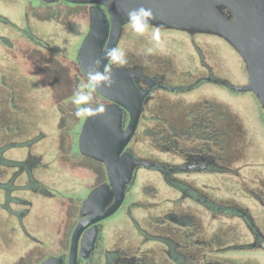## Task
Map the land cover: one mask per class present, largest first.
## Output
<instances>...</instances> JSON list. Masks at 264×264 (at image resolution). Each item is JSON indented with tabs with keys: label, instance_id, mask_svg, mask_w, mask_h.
I'll return each instance as SVG.
<instances>
[{
	"label": "rangeland",
	"instance_id": "obj_1",
	"mask_svg": "<svg viewBox=\"0 0 264 264\" xmlns=\"http://www.w3.org/2000/svg\"><path fill=\"white\" fill-rule=\"evenodd\" d=\"M39 4V0H0V15L19 27L26 28L29 21L30 31L35 36L33 42L12 26L0 23V38L2 36L11 43L9 46L0 39V113L19 128L13 129V141L19 147L10 149L6 156L25 161L30 151L39 161L33 168L37 186H47L52 192L50 197L32 190L20 194L21 198L32 203L23 224L32 236L43 242L44 250L55 252L64 247L67 234L76 225L82 200L93 187L107 181V175L101 163L78 152V134L84 119L76 117L77 105L73 103V97L76 77L80 88L86 81L83 75H78L76 57L88 31L87 11L82 6L63 3L44 8ZM151 33L147 30L143 36L135 35L128 26L118 49L139 57L165 58L177 72L195 70L197 74L205 71L200 55L190 48L188 41H179L180 34L160 33V44L154 45L150 40ZM196 40L215 77L236 84L245 82L244 65L236 53L213 38L200 36ZM149 47L153 48L151 53L146 51ZM3 79L10 86L3 85ZM11 86L13 90L9 88ZM11 91L17 95L16 107L9 101ZM165 98L169 100V110L178 107L180 98L185 106L194 104L192 109L198 108L197 104L205 100L222 105V110H227L228 115L242 125L244 143L240 149L235 145L229 152L239 158L230 166L239 170L240 175L229 171L228 174L180 178L195 188L204 189L202 192L212 200L229 207L248 209L255 225L264 234V125L254 99L248 94L233 95L208 82L182 97L167 93ZM3 99L8 103L2 102ZM143 128L157 131V123L151 119L142 123L138 142L133 145L135 152L145 157L156 155L167 159V155L156 152L153 136L141 139ZM4 134L10 132L5 131ZM29 141H33L30 147L27 146ZM25 182L22 177L20 184ZM177 196L158 173L141 170L129 199L147 206L133 208L132 216L151 233L153 220L176 206L167 199H176ZM0 203L3 204L2 199ZM188 206L202 238L209 237L212 242L219 239L224 246L252 242L253 236L241 218L205 212L202 207L186 202L184 208ZM15 209L21 210L22 205L15 206ZM127 225L132 228H127ZM105 226L107 241L114 242L119 236H125L133 243L142 242L141 245L147 249L157 246L155 242L144 244L140 233L133 227L132 219L124 213L107 221ZM166 235L172 237L169 232ZM177 238L184 239L182 234L176 233ZM36 250L43 248L25 236L15 216H10L0 207V264H34L39 259ZM207 258L211 261L227 259L233 264H264V250H234L223 254L210 251Z\"/></svg>",
	"mask_w": 264,
	"mask_h": 264
},
{
	"label": "flooded vegetation",
	"instance_id": "obj_2",
	"mask_svg": "<svg viewBox=\"0 0 264 264\" xmlns=\"http://www.w3.org/2000/svg\"><path fill=\"white\" fill-rule=\"evenodd\" d=\"M39 3L40 8L62 3L67 6L84 7L88 15L87 24L89 30L91 5L71 4L65 1L47 4L40 0ZM27 9L29 11V4ZM28 13L29 12H27L26 15L29 18ZM0 23L12 26L17 31L27 35L29 40L35 42V36L32 35L30 31L29 21L27 22L26 28L19 27L5 16L0 15ZM126 27H128V25L124 27L122 38L125 34ZM155 28L157 27H150L148 30L153 32ZM159 30L160 33L167 32L180 34V42L188 41L190 48L200 55V62L205 71H197V74L195 70L177 72L172 68V64L165 58L155 60L148 55L139 57L132 53L126 54L127 63L124 66H118L110 63L112 66L122 67L134 71L138 75L136 83L143 89L150 88V98L144 104L136 134L127 147V150L130 153L145 161L148 165L141 166L136 171L134 182L128 188L125 200L119 210L111 217L97 223L98 234L94 243V248L87 253V250L83 249L80 239L77 250V264H233V262L231 263L227 259L223 261L208 260L207 252L214 251L223 254L234 250H264V234L255 225L248 209L235 206L229 207L222 204V202L212 200L202 192L204 189L201 188V190L195 188L190 185L189 182L180 178V176L199 174H228L229 171V173L237 176L240 175L239 170H233L231 168L232 166H230L233 162L239 159L238 156L230 154V151L235 145L240 146V149L241 144L244 143L245 132L242 125L239 122H235L234 118L228 115L227 110L223 111L222 105L218 106L216 104H211L205 100L197 104L199 105L198 108L192 109L194 104L185 106L183 105L184 103H181L182 98H180L177 102L178 107L175 106L174 109L169 110V100L165 98V94L167 93L182 97L183 95L191 93L208 82L221 89L229 91L233 95H250L256 102L260 121L264 125V109L257 97L250 91H241L237 89L248 84V73L245 63L234 48L225 39L219 36L204 33L191 34L171 29L159 28ZM200 36L213 38L221 43L222 46L230 48L237 54L240 61L244 65V83L236 84L225 78L214 76L211 67L205 63L202 51L197 44L196 39ZM122 38L120 39L119 44ZM0 39L2 42L11 46V43H9V40L6 38L1 36ZM191 58L192 56L189 55L190 60H192ZM77 67L78 75H83L84 78H86L79 68L78 62ZM1 83L5 86H10L5 79H3ZM77 83L78 78L76 77L75 89L79 87ZM84 83L82 84V87ZM9 88L13 90L12 86ZM3 89L6 90L4 87ZM91 94L97 103L106 102L102 97L95 93L94 90H92ZM8 95L10 98L9 101H11L12 105L16 107V92L11 91ZM1 101L8 103L7 99H3ZM180 106H182V108H179ZM6 112L7 114L9 113L8 111ZM6 117V115L0 113V199H2L3 202V204L0 203V207L9 213L10 216H15L20 222L25 236L34 243H37L40 248H43V250H36L38 252L39 259L34 262V264H40L50 257H58L62 260V264H69L72 234L81 219L80 209L82 203L95 187L107 181L93 187L87 194L86 198L82 200L78 212V221L70 234H67L64 240V247L61 250H56L55 252H52V250H44L46 246L43 245V242L32 236L23 224L24 218L30 213L32 203L25 198H21L20 194H26L25 192L32 190L36 193H41L43 196L50 197L52 196V192L47 186H37V181L35 180V176L33 174V168L36 167L39 161L31 155L30 151L28 152V156L25 161H20L16 158H9L6 156V153L10 151V149L19 147V144L13 141L15 138L13 129L19 128L14 123L6 120ZM127 117H129V115H127ZM148 119L157 123V131L143 128L141 131V139L143 137L153 136L157 147L156 152L160 155H167V159L156 155H153L152 157L141 156L134 150L133 145L138 142L141 125ZM126 122H128V119ZM5 131L10 132V134H4ZM31 142L33 141L27 142L28 147L31 146ZM238 153L241 154L242 149ZM102 165L104 166V164ZM144 169L158 173L165 185L178 194L176 199H167V201L171 202V205L176 206L172 209L164 211L159 218L153 220L151 225L154 228L150 226L153 233L143 229L141 224L132 216L133 208L144 207L147 205L137 203L135 200L131 201L129 199V194L134 188L139 171ZM22 177L26 180L24 185L20 184V179ZM253 194L254 197H258L257 194ZM186 202H189L194 206L202 207L205 212H214L219 215L222 214L241 218L246 228L253 236L252 242L224 246V242L219 239L212 242L211 239H208L209 237L207 239L202 238L199 235V230L196 229V221L194 216L191 215V208L189 206L184 208V204ZM19 205H22V209L16 210L15 206ZM122 213H124L126 217H130L132 219L133 227L140 233L144 244L155 242L157 244L156 248L147 249L141 245L142 242L139 244L133 243L125 236H119V238L114 242L107 241L105 236L106 222ZM127 228L131 229L132 226L129 227L127 225ZM167 232L171 233L172 237L171 235H166ZM176 233L177 235L182 234L184 239H175ZM164 253L166 255L165 258Z\"/></svg>",
	"mask_w": 264,
	"mask_h": 264
},
{
	"label": "water",
	"instance_id": "obj_3",
	"mask_svg": "<svg viewBox=\"0 0 264 264\" xmlns=\"http://www.w3.org/2000/svg\"><path fill=\"white\" fill-rule=\"evenodd\" d=\"M40 1L91 5L90 27L77 55L78 66L86 78L89 65L103 58L108 49H117L127 25L125 12L143 6L154 14L150 27L212 34L225 39L242 57L248 73V84L237 89L254 93L264 109V0ZM105 66L113 74L115 83L108 89L93 90L106 101L102 104L107 108V115L84 120L78 136V151L104 164L108 180L95 187L82 203L81 219L72 234L69 264H77L80 239L87 253L94 248L97 223L119 210L136 171L148 165L127 147L136 134L144 104L150 98V88L143 89L136 83L138 75L134 71L112 66L107 60L100 65L101 69ZM40 264H62V260L50 257Z\"/></svg>",
	"mask_w": 264,
	"mask_h": 264
},
{
	"label": "clouds",
	"instance_id": "obj_4",
	"mask_svg": "<svg viewBox=\"0 0 264 264\" xmlns=\"http://www.w3.org/2000/svg\"><path fill=\"white\" fill-rule=\"evenodd\" d=\"M127 17V25L135 35L143 36L152 25L154 14L150 8L139 7L129 9L125 12ZM151 42L154 45H159L161 41V34L159 28H155L150 36ZM147 53L153 51L152 47L146 49ZM104 60L111 64L124 66L127 63L126 53L122 50L111 48L104 54L103 58H97L93 64L86 69L87 80L83 87H78L74 93L73 103L77 105L75 115L77 118L88 119L98 118L107 115V108L102 103H97L93 96L92 90H103L111 88L115 83L113 74L105 69H101L100 65Z\"/></svg>",
	"mask_w": 264,
	"mask_h": 264
}]
</instances>
